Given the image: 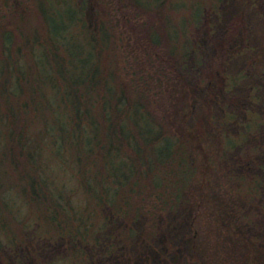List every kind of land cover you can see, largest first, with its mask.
<instances>
[{
    "label": "trees",
    "instance_id": "trees-1",
    "mask_svg": "<svg viewBox=\"0 0 264 264\" xmlns=\"http://www.w3.org/2000/svg\"><path fill=\"white\" fill-rule=\"evenodd\" d=\"M35 1L47 37L30 23L24 36V0H1L21 33H0V143L21 174L20 209L46 210L15 232L8 204L0 209V264H264V33L255 30L264 0H228L239 19L220 28V13L205 8L189 43L168 33L159 47L162 35L152 34L157 47H140L149 60L122 73L105 0ZM134 1L157 14L164 0ZM45 142L58 157L90 153L70 176L84 206L30 170ZM49 224L72 236L51 243ZM56 250L63 258L49 261Z\"/></svg>",
    "mask_w": 264,
    "mask_h": 264
},
{
    "label": "rangeland",
    "instance_id": "rangeland-1",
    "mask_svg": "<svg viewBox=\"0 0 264 264\" xmlns=\"http://www.w3.org/2000/svg\"><path fill=\"white\" fill-rule=\"evenodd\" d=\"M26 6L28 7L25 16L28 19H24V23H22L21 27L26 31L23 33L24 36H29L32 33V30L36 32L40 37H47L48 33L46 29L45 22L42 18L41 12L38 11L37 3L35 0H24ZM106 4H109L107 7L108 12L104 15L106 21H111L110 30L111 37L113 38L114 49L116 51L117 56L121 59L119 62V70L122 73L124 70V65H129L137 61L138 63L145 64L146 61L149 60L144 53L140 49V47H157L153 46L150 43V38H152V34H160L162 35L160 46L159 47H168V33H172L173 35L180 36L178 39V43H185L186 40H189L193 35V30L198 27V24L201 22L200 15L204 11L205 8L210 6H214V9L220 13V25L219 28L229 22H235L239 19V8L238 5L233 1H224V0H164L160 1V11L161 13L155 12H145L144 8L141 7L138 3H135L134 0H105ZM104 2V1H103ZM101 2L102 4H104ZM59 8L58 16H66L68 15V11L64 7ZM11 13L10 9H6L3 3L0 0V26L5 25L4 28H0V33H4V30L13 32L15 36L19 37V34L16 29L15 21L18 23L19 19L16 18L17 12ZM91 9L89 11V16L93 24H91V28L99 27L96 24V16L90 14ZM96 14V13H95ZM103 16V15H102ZM217 20V19H216ZM104 21V20H103ZM101 20V22H103ZM171 23L169 24V22ZM219 21V19H218ZM29 23L31 28L29 27ZM108 23V22H107ZM214 23H217L216 21ZM96 24V26H95ZM103 27V24L100 25V28ZM99 28V29H100ZM217 27V29L219 30ZM257 35L264 33V26L257 27L256 29ZM263 36V35H262ZM75 40H80L84 42L82 36L76 35L74 36ZM21 39V38H20ZM261 41H264V38H260ZM3 41V38H2ZM21 43V42H19ZM187 43V45H188ZM4 44V43H3ZM3 44L0 45L3 47ZM23 44H18L16 47H24ZM178 46H180L178 44ZM88 47V46H86ZM112 47V46H111ZM153 58V57H152ZM150 68V67H149ZM134 71H139L138 67L132 69V73ZM135 74V73H133ZM130 78V76H126ZM174 79V76H172ZM154 95H156L154 88L152 89ZM158 93V92H157ZM166 98L168 97L166 93ZM46 116V111L43 112ZM46 120V118H45ZM43 123V122H42ZM44 150L40 154L39 158L35 161H32L30 166L31 171L37 170L47 181V188L50 189L54 194L60 193L65 190L66 195L71 197L72 204L76 207H82L85 204V199L82 196L85 191L77 188V183L71 180L70 176L73 177V172L76 173L84 168L83 165L77 164V157L80 154H83L84 157L89 156L90 153H87L85 150L75 147L73 149H69L64 152H60V155L63 157H58L59 150L53 146L49 142H45ZM8 152L2 149V144L0 143V196H8L6 202L0 201V209H2L5 205L8 204L7 207V216L9 222L11 224L12 229L17 232L20 227L25 226L24 223H33L35 220L39 219L38 213L35 210L41 209L46 210L45 205L42 203L38 204V207L35 209H30L31 205H26L23 202V207L20 209V205H22L21 200L17 197L19 196V192H21L20 185H23L21 181V174H19L9 163L10 159L8 158ZM90 162V160H89ZM65 186V188H64ZM81 188V186L79 185ZM64 189V190H63ZM17 197V198H16ZM155 198L153 195L149 197V199ZM75 202V203H73ZM154 202V201H153ZM88 203L91 206H95V202L93 199L88 200ZM30 207V208H29ZM77 210H73L75 214ZM31 216L30 219L27 217ZM99 216V215H98ZM98 216H93L92 221L99 222L100 224L104 222V219L101 218L99 220ZM244 220L246 222H252L255 220V216L253 214L244 212L242 213ZM66 224H70L67 223ZM97 225L96 223H94ZM71 225V224H70ZM80 225V224H77ZM89 226V224H87ZM72 228L71 226H68ZM50 232L44 233L48 240L51 243H57V240L66 235L72 236V229H60L58 230L52 224L49 226H45V230H49ZM96 229L94 230V232ZM6 232L0 234L2 240L6 239ZM65 238V237H64ZM78 255H76L77 257ZM61 255L57 250L55 252L49 253L47 255V259L59 261L62 259ZM74 264L77 263L75 257H70ZM72 260L68 259V262Z\"/></svg>",
    "mask_w": 264,
    "mask_h": 264
}]
</instances>
